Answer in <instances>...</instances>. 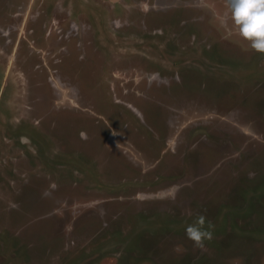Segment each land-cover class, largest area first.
<instances>
[{
    "label": "rangeland",
    "instance_id": "obj_1",
    "mask_svg": "<svg viewBox=\"0 0 264 264\" xmlns=\"http://www.w3.org/2000/svg\"><path fill=\"white\" fill-rule=\"evenodd\" d=\"M226 12L0 0V264H264V54Z\"/></svg>",
    "mask_w": 264,
    "mask_h": 264
},
{
    "label": "clouds",
    "instance_id": "obj_2",
    "mask_svg": "<svg viewBox=\"0 0 264 264\" xmlns=\"http://www.w3.org/2000/svg\"><path fill=\"white\" fill-rule=\"evenodd\" d=\"M227 12L220 16L223 23L230 16L238 35L249 41L252 49L264 54V0H225ZM118 147V144H117ZM204 215H198L194 223L185 229L188 239L197 247H204L206 240L213 238L212 225Z\"/></svg>",
    "mask_w": 264,
    "mask_h": 264
}]
</instances>
